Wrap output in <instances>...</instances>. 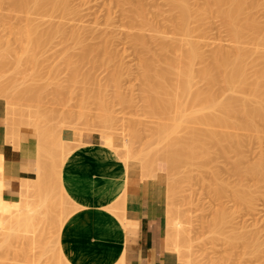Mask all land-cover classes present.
Wrapping results in <instances>:
<instances>
[{"label": "bare ground", "instance_id": "bare-ground-1", "mask_svg": "<svg viewBox=\"0 0 264 264\" xmlns=\"http://www.w3.org/2000/svg\"><path fill=\"white\" fill-rule=\"evenodd\" d=\"M9 1H10V5L12 9L14 10L13 12H17L21 14L23 13L25 15L23 18V22L19 23V25H16V26H14V24L12 25L8 23L9 20L8 21L4 20L0 23V99H4L6 102L5 104L6 105L5 106L6 108L5 122L7 121L6 141L12 144L18 138V135L20 132L22 131L31 132L33 133L35 137V140L31 141V145H32L31 148L35 150L36 157L38 156L39 151L43 150L46 146L47 137H50V136L53 137L52 133L51 135L49 134L50 136L49 135L47 136V134H48V131L50 130L49 126L52 120L54 119V115L57 114V111H55L53 107L47 108V106H50V105H47L46 107L44 106L46 105V103L44 102L46 101V99L47 100L50 99L52 104H55V103L60 104V108L62 109H61V112H58V114L62 113L61 117L63 118L64 122L68 121L67 124H69L70 121H73V122L75 121L76 123L78 121V124L81 123L83 125L85 122L88 123V121H90L91 125L84 124L85 126L83 125L84 128L82 129L80 128L81 124L79 126L78 124H75V126L77 125L79 129L73 128L74 126H71V129H70L69 128L70 126H69L68 128L70 130H73V132L70 133L71 138L74 137L75 140L80 138L81 134L78 132H74V131H77V129L79 131L81 129L82 132L84 131L83 134L89 139L91 138L92 139H95V138L102 139L101 135L103 134L100 135L99 131L103 130V128L101 127V130H100L99 127L106 126V128L112 129L111 127L114 124V120H113L114 118H112V111L110 108L111 107L110 105H112L111 103H113L114 100L116 99L119 104H122L124 106H131L133 104V100L129 98V96L127 97L121 92L120 79H121L122 73H121V69L119 66H116L115 68L113 67L114 68L113 71L111 70L112 72L106 77L107 79H105V82H102L101 80L102 83H100L99 80H97V77L94 75V71L91 70V69L95 70V68H97L98 66H103V65H105V68H107L106 66L109 65L110 61L108 62L107 61L108 59L105 61V59L106 57H108L107 54H109V49L107 50L106 47H102V48L100 47L96 48V46L94 48L92 46L90 47L89 46L90 44H87L89 41L85 37L82 36L84 34V32L81 33L80 31L82 27H80L81 29L74 28L66 32L65 28L60 24L58 25L55 24V26L51 25L49 26V28H47L48 26L46 27V25L41 23V25H44L46 27V28L44 27L43 29H41L42 26L40 25L39 23L40 21L38 19L36 20L26 15V14H31V13H37V14H43L44 16H49L48 13L52 14L54 12L55 13L59 12L58 14H60L61 16H66L69 14L68 13L69 0H9ZM165 1L169 6V9H170L169 13L170 12L171 14L173 13V15L170 14V16L173 17L171 20L174 21V27L176 28L178 32L182 34H184L185 32H190L189 25L191 22L201 23L202 21L203 22L206 21V19L215 17V18H219V20L222 22L224 27L231 33V36H233V38L235 39V42L240 43L241 41L248 40L250 44H253L256 47L264 46V32H262L259 22L257 21L256 18H254V16L251 13L252 9H254L258 4L261 3L260 0H257V1L255 0H204V2H201V4L199 3L196 7L190 6L188 0H165ZM129 2L130 0H122V3H125L126 5L128 4L130 6L128 8H129V13L131 15L128 13V11H126V13L130 15L129 17L131 20L130 22L132 23L131 29L136 28V27L141 29V31L142 30L152 31V29H155L156 27L154 26V23H152L151 20L148 19L149 16H147L148 13L146 12V8H144V6L140 4L131 5L129 4ZM161 12L162 11L160 10L158 11V13H161ZM166 12L168 13V11ZM84 28L85 27H83V29ZM159 33H162V32L159 31ZM59 34L64 39L65 48H67L63 51V55L66 56V58L62 57L64 60L66 59V63L61 62V61L60 62L66 65L68 64V66L70 67L69 70L71 71V72L68 71L71 74H68L63 81L59 79L58 77L59 75L58 76L55 75L56 73L55 70H58V68L55 65L48 66L49 69H50V66L55 68V70L52 69L54 70L55 73H53L52 76L50 74H49L50 76H45L46 72H45V75H44V72L43 74L41 72L43 70H39L40 73L38 72V69L40 68V65H42L43 60H40L41 64L40 62L39 64L37 62L39 58L44 57L43 59H45V56L41 57V55L44 53L43 48L47 46L48 44H50L56 38L57 35H58L57 37H59ZM162 36L163 34L161 35L159 34V36L156 35L150 38L152 44L154 43V45L158 46V52H155V51L153 52L149 48L150 41L148 40L150 39H145L146 38L145 36L140 35V34L139 35L134 34L133 36H130V42L133 43L134 46H138L142 48V51L144 53L142 55L143 57L141 56V61H139L141 63V71H139L140 72L139 78H141V90H140L141 97H142L141 102L143 103V105L142 104L141 105L142 107H144L149 117L153 119L151 121L152 123H155V121H158V123L161 122L164 125H160L161 123L159 125L165 128L164 130L159 132L160 133L159 135H157V133L160 129L158 131L157 130L155 131L156 135H154L155 132L153 134V137L157 136L155 138L154 144L158 146L160 150V154H158V157L162 159V162H159L157 164L158 169L165 170L166 168L167 175H170V174L172 175L175 173V176L176 174L178 176V174H181V173H178L180 171L179 169L184 164H188V162L189 164H191L190 162H192V159H194V157L198 154V152L209 156L211 149L214 150L213 148L215 147V150H216V146H218L220 148V149H217L218 154L222 151L220 154L222 155V153H224L223 151H225L224 153V156H225L227 152H230L229 150L225 148L232 144L231 143L232 140L234 141V142L232 141L234 145L233 144H232L233 146L231 145V147H234V150L232 151L235 152V149H236V153H240L239 156H237V158L238 157L241 158L240 160L244 159L243 153L239 151L238 147L242 148L246 144V143H243L245 138L246 139L249 138L246 132L248 131L253 132L256 130L258 131V128H264V53L263 55H260L261 54L260 53L258 57L255 56L252 59L250 56V52L253 50L250 48L245 49L243 47L242 48L236 47L234 50H231V51L229 50L225 51L223 50V48H218L217 50H215L213 54H211L209 58H205L204 54L202 53L201 49L198 48V46L195 45V46H191L190 48H184L183 46L188 44L189 43L188 41H185L184 39H179V40L174 39L175 41L174 40L166 41L164 40ZM83 38H85L87 42ZM11 41L13 44L17 45L18 49L12 46ZM71 45L75 46L73 47L75 49L79 46L82 47L80 48L81 52L79 53V55L78 56L75 55L76 58L75 56H73L74 59H72L73 58L72 52L73 54L75 52L74 51L71 52L73 48L69 49V46ZM99 52H103L102 55L104 56L106 54L105 58H103L101 55L103 60H100V59L98 60L97 57H99ZM85 62L86 63L90 62L91 67L89 63L87 64L90 67L89 70L91 71H89L88 69L87 70L85 69V71L82 72V69L84 70L83 65H85ZM197 62L201 66L199 65L198 69H195L197 67V66L195 67ZM46 65L48 64H45V66L43 64L44 68L47 71ZM62 65L60 64V66ZM67 67L65 66L64 68H67ZM60 69L61 68H59V70ZM250 69H253L252 71L255 72L254 76L257 77L256 78L257 80L256 82L253 81L255 82L256 86H254L253 84L254 87H252L250 86L251 83L249 84V88H248L249 91H248L247 81L249 80L248 70L250 72ZM57 72H60V71H57ZM252 77H249V78H252ZM252 80H249V82ZM197 83L200 84V88H198L197 91L193 90L194 93L190 95V89L192 88L193 85ZM219 83L222 84L221 88L219 87L220 86ZM21 85H24V86L20 88ZM50 86L54 88L55 90L54 89L51 90L52 88H50L51 91H49L48 89ZM197 87H199L198 84H197ZM197 87L195 86V88ZM109 88L114 89V91H112L114 93L112 97L115 98L113 102L112 100H110V97L107 96ZM230 91L231 93L233 94L237 93L240 96L236 95L234 97L233 95H231L233 96L231 97L227 94V92L229 93ZM185 94H189L187 95L186 99L184 98L186 97L184 96ZM225 95H226V98H225ZM227 95L230 98L227 97ZM72 100H75L79 106L78 107L77 104L74 103L77 106V108H79L77 112H75L70 107V101ZM90 106H95L96 110L98 111L94 115V117L90 116L89 114ZM64 107H67V108H64ZM196 108L198 109V113L200 111H205V110L206 111L208 110V113L205 112L206 114L205 115L203 114L201 116L189 115L193 117V119L190 120V117L188 118L187 115L188 113L190 114V112L194 113ZM183 112L184 113L187 112V113L183 115ZM185 115L187 116L186 117V119H188L187 121L192 123L194 127L193 126L189 127L188 125H187L188 127L186 126L185 124L186 122H183L184 121L183 118H185ZM61 117H60V122H62ZM90 118L94 120L93 121L94 123L92 122ZM96 122H97V125L98 123H100L99 127L97 125H96L97 127L92 126V123L95 124ZM59 125L61 124H58V126ZM86 125H87V128L90 126V129L88 128L90 131L92 128H94V130H92V133L93 131L98 129V133L100 137L98 136L94 137L86 133V132H89L88 129L87 131L85 130ZM202 125H205L208 128L203 127ZM222 126H226L225 128L229 127L231 129V134H227L228 132L226 130L225 131L223 130L226 134L222 132L223 133L222 135L221 133L220 134L218 133L217 128H215L216 131L213 128V127H222ZM201 127L207 128V129L206 130L201 129ZM106 128H104L105 130L104 132L107 137ZM211 128H213V130ZM179 132L181 135L182 134L183 135L177 137L175 134ZM59 133H60L59 141L64 144L63 142L64 140L61 137V133H62L61 129H60V132L58 131V134ZM96 133L97 132H95L94 134ZM136 134L137 133H135V136ZM150 135L152 137V134ZM103 139L105 138L103 137ZM226 140H228V142L230 141L231 144L226 146L225 145L226 143L224 142ZM103 141L107 142L105 140ZM151 141H153V139ZM68 142H71V141H68ZM51 143H53V141ZM222 143L224 144L225 147L222 145ZM241 143H243L244 145L242 144L243 146H241ZM107 144H108L107 146H109L110 149H112L111 150L112 153L110 152L108 153L104 149L99 150V153H101V157H102L101 160L104 161V160H109V158H111V163L109 165L120 166V168L122 169V175L119 177V181L116 182L112 190L108 189L107 185H103L100 188L95 189V187L97 186L95 179H92L91 178L92 176H86L85 174L87 173L89 174L90 171L88 170V168L87 169L83 168L80 171V174L84 176L83 180L85 179L88 180V183H87L88 185H86L88 189L87 195L89 196L88 203L78 205L73 200H70L67 197L66 192L64 191V187L60 183L58 191H60L61 193L59 192L58 195L62 194L65 199V202H67V204L63 202L64 204L62 206L63 208L62 210L68 211L66 210L67 209L66 207H65L66 209H64V205L66 204V206L68 205L67 207L69 208V211H68L69 213L67 212H66L67 214L64 213L60 209V204H62V202L61 203L58 202L56 204V208L54 206L52 209V212L48 214H44L43 218H40V214L38 213V210L35 209L34 211L28 212L25 215V217L22 219H18V218L14 219L13 225L7 230V232L3 233V240H2V244L0 245V252L2 254L5 252L7 253L9 251H13V246H14L13 244L19 240H22L25 244V247L27 248L29 246H32L36 242H40L42 236L49 229L58 230L59 229L58 226H60V224L65 219V217H67L68 214L73 216L76 213H79L80 211H82L84 208H90V209L95 208L98 211L97 212L98 217H101V218L105 217L107 219H111L112 221L116 222L117 226L120 229L123 227L124 204L125 203L123 204V202L121 201V197L124 196L123 199L125 198V181H126L127 175L129 174H139V175L141 174L142 176L141 172L143 170L141 169V165H139L140 166L139 169L141 171L133 170L134 168L132 169L130 165L134 167L136 166V164H139V162L142 164V162L139 159L141 158L140 157L141 154H144V153L141 151V154H140L138 150H132L129 156L123 162L118 163L116 161V158H117V155L121 151V147L113 148V146L111 147L109 143ZM71 145L70 147H72L74 144L72 146ZM82 145L84 147H88L87 145H84V144ZM73 147H72V150L74 149ZM149 147H151L150 143H149ZM49 148H47L46 151ZM155 149L156 147H154V150ZM22 150L23 152H27V150L29 149L27 147H24ZM157 150L158 149H156L153 152L151 151V152L154 153V152H157ZM159 150H158V153H159ZM60 151L64 152L65 150L64 151L60 150ZM68 151L66 150L65 152H68ZM60 153L61 152H59V154ZM149 153L150 152L148 151V154H146L147 155L146 157H148L151 154ZM59 154L57 153L58 156ZM154 154L157 155V153H154ZM68 155L69 154H67L66 157ZM82 155H79L80 160L78 162L84 161L82 159L84 155L83 156ZM216 155L212 154V156H216ZM240 155L242 156L240 157ZM38 157H40V154ZM38 157H37V160H38ZM216 157H220V156H216ZM47 158L49 157L47 156ZM49 159H47L48 161L44 160L48 162L47 165H49L50 162L52 164V160L50 159L51 160L50 161ZM57 159L59 158L57 157ZM206 159L208 160L209 158H206ZM44 161L40 162L39 164L37 163L38 165L36 164L37 171L33 179L24 180L22 182L21 180H19L21 184L20 191H23V190L27 192L31 191L37 195L38 194L45 195V196L48 195V197L51 196L49 194L54 188L53 185H56L59 182V181L55 182L57 181V179L59 180V177L56 178L54 176V173L50 174V176L53 175V177L56 178V180L54 179L55 181L53 180L56 184L52 185L51 180L53 179V177H51V180H49V177H50L49 173L50 171L53 170V167H52V170L50 169L48 170L47 165L43 163ZM59 161L63 163L64 159H62L61 161V158H60ZM238 161L239 160H236L234 162L236 164V166L234 164L235 167L233 168V170L235 169L234 170L235 175L236 174L238 176L243 175V177L244 176L247 177V175H251L257 181L264 178V164L258 165L257 163H255L254 165H251L250 167L246 169L242 167L245 169L243 170L244 172H242L241 171L242 168L240 170L241 164ZM54 162L55 161L53 159V163ZM95 162L97 163L100 161H98V159H95ZM193 162L195 163V161ZM237 162L239 163L238 165H237ZM62 163H60L61 166H62ZM150 163L151 162L149 161V164ZM1 164H2V157L0 156V168H1ZM58 168L56 167V169ZM59 172H60V169L58 170V176H59ZM107 173H110V172L107 171ZM178 177H181V176H178ZM161 178L162 177H160V179ZM173 178H175L176 180L177 177H173ZM215 178H218V174L215 175ZM11 179L13 180V177ZM176 181L178 185H180L178 182V179ZM176 181L172 180L171 183L169 182L168 184L169 187L167 189L168 190L170 189V191L165 189V192L167 193L168 191L169 197L171 198H175L174 195L179 189V188L176 189L177 187ZM181 181H182V177H181ZM160 183L161 181L159 182V184ZM51 185L53 187L52 190H51ZM223 185H226V184L223 183L221 186H218L215 188L214 193H213L215 198L219 199L223 195V192L226 191L225 186ZM77 186L78 184L75 185V188ZM157 187L158 186L156 185V188ZM1 189L2 188H0V191ZM236 193L237 194H235L236 195L235 200L236 198L240 199V196H241L240 194H245L244 196L245 199L248 198L246 195L248 194L247 192L246 193L236 192ZM113 195L114 197L111 198ZM162 195H164V193ZM1 196L2 195L0 193V197ZM98 198L100 201H97ZM241 198H243V196ZM64 199L62 200L64 201ZM58 200H61V199L59 198ZM152 200H156V192L153 193ZM240 200L244 201V199H240ZM240 200H237V201H240ZM1 202H2L1 203L2 205L3 204H6L7 206L11 205L10 200L4 197L2 198ZM171 202H173V200ZM60 210L62 211L61 213H60ZM162 210H163L164 224L166 226V235L164 237L166 240L170 241L169 243H165L166 250L169 253L170 262H173V263L175 262L176 264L177 260L175 259V256H170V250H171L170 246H172L173 244H172V239H171L172 235L168 231H170L169 228H171L172 231H174L173 229H175L176 231V228H177V225L179 224L178 222L180 219V218L178 219L177 217L180 214L179 209L176 211V208L175 209L170 208L169 211L171 213L176 215V212H178L179 214L177 213V216L173 215L172 217H169V218L165 217V213L167 211L166 206L163 207ZM220 215L221 217L223 216V214H220ZM220 215L218 218L214 216L217 219L210 223L211 226L215 228V230L216 229L220 230L222 228L221 227L222 225L225 226L226 222L225 220L223 221V218H227V215L226 217L223 216L222 219L220 218ZM71 216H69L68 219ZM66 221L67 220H65V222ZM40 223H41V226L37 227V225ZM177 230H178L177 231L178 233L176 234L177 239L181 242H186L188 238L185 237L186 238V241H185V238L183 237V235L180 234L182 233L179 231L180 229H177ZM219 232L221 233V231ZM239 238L240 236L237 239L239 240ZM54 240L57 242L56 237ZM56 242L54 243L56 244V247H57ZM59 243H60V240L58 238V245ZM183 244L186 245V243H183ZM180 247L184 248L185 246L182 245V246H179V248ZM57 248H59L58 257L60 258L63 255H61L62 253L60 254L61 252L60 246H58ZM58 252H57V255H58ZM55 254H56V251H55ZM58 257L57 259H59ZM63 259L66 264H72L71 261L67 259L66 257H64ZM54 260L52 259V261ZM60 260H58L59 261L58 263L63 264V262L62 261L60 262ZM0 264H8V263L0 259ZM111 264H123L122 250L120 251V253L117 255V257Z\"/></svg>", "mask_w": 264, "mask_h": 264}, {"label": "rangeland", "instance_id": "rangeland-1", "mask_svg": "<svg viewBox=\"0 0 264 264\" xmlns=\"http://www.w3.org/2000/svg\"><path fill=\"white\" fill-rule=\"evenodd\" d=\"M255 1H257V0H255ZM188 2H189L190 6L196 7L199 3L201 4V2H204V0H188ZM260 2H261L260 3L261 5L258 4L254 9H252L251 13L254 16V18H256L257 21L259 22V25H260L262 32H264L263 31L264 30V0L263 1L260 0ZM68 4H69V11H68L69 14L66 16H61L60 14H58L59 12L58 13L54 12L52 14L48 13L49 16H44L43 14H37V13H31V14H26V15H28L30 18H33L36 20L38 19L40 21L39 22L40 25H41V23H43L44 25H46V27L48 26L47 28H49V26H51V25L55 26V24H57V25L60 24L65 28L66 32H68L71 29L82 27V29L80 28L81 29L80 31H81V33L84 32V34L82 36L85 37L89 41L87 44H90L89 45L90 47L91 46L93 48L95 46H96V48L106 47L107 50L109 49V54H107V55L109 58L111 57L110 58L111 60L108 57H106V54H105V56L102 55L103 52H99V57L96 56L98 58V60L99 59L103 60L102 57L103 58L106 57L105 61L107 59H108L107 60L108 62L110 61L109 65L106 66L107 68H105V65H103L104 68H103V66H98L97 68H95V70L94 69H91V70L94 71V75L97 77V80H99V82L102 83V82H105V79H107L106 77L113 71V69L116 66H119L121 69V73H122V76L120 79L121 92L125 96H127V97L129 96V98H131L133 100V104L131 106H124L122 104H119L117 102V100L114 97H112L114 94L112 91H114V89L109 88L107 96L110 97V100H112V102L115 99L114 102L111 103L112 105H110L111 106L110 108L112 111V118H114L113 119L114 124L111 127L112 129L106 128V126L105 127L100 126L99 125L100 123H98V125H97L98 121L95 124H93L94 120H92V118L98 112L96 110L95 106L89 107L90 108L89 114H90V116H93L90 119L93 122L92 123L93 127H95L97 125L98 127L100 126L99 127L100 130H101V127L103 128V130H101L103 133L101 131H99V132H100V135L101 134L104 135V136L101 135V138L103 139V137H104L105 139H103V140H105L107 142H104L102 139H100L102 143H104L105 145H108L107 143H109V145L111 147L113 146V148L121 147V151L117 155V158H116V161L118 163L123 162L129 156V154L131 153L132 150H138V152H140V154H141V151L144 153V154H141V156H140L141 158L139 159L142 162V164L139 162V164H136V166H134V167L130 165V167L132 169L134 168L133 170H140L139 165H141V169L143 170L141 173L145 172L144 171L145 169L148 170L149 168L154 167L157 162H162V159L158 157V154H160V150H159L158 146L156 144H154L155 138L157 136L153 137V134L156 130L158 131L160 129L157 133V135H159L160 134L159 132H161L165 128H163V126H160V125H164L161 122L158 123V121L154 120L155 123L156 122L157 123L156 124L152 123L151 121L153 119L151 117H149V115L146 113V110L144 109V107H142L143 103L141 102L142 97H141V91H140L141 90V78H139L140 77L139 71H141V63L139 61H141V56L144 53L142 51V48H140L138 46H134L133 43L130 42V36H133L134 34L135 35L140 34V35L145 36L146 37L145 39H150L153 36H156V35L159 36V34L160 35L163 34L162 37L166 41H170V40H174V39L175 40L184 39L185 41L189 42L188 44L183 46L184 48H190L191 46L196 45V46H198V48L201 49L205 58H209L211 56V54H213L215 52V50H217L218 48H223V50H225V51L234 50L236 47H241V48L243 47L245 49L250 48L253 50L250 52V56L252 59L255 56L258 57L260 53H261L260 55H263V53H264V46L256 47L255 45L250 44L248 40L241 41L240 43L235 42V39L233 38V36H231V33L224 27V25L219 20V18H215V17H211L209 19H206V21H204V22L202 21L203 23L202 22L201 23L191 22L189 25L190 32H185V33L183 32L184 34L178 32L176 30V28L174 27V21L171 20L173 17L170 16L171 12L169 13L170 9H169V6L165 0H130V2H129V4H131V5L132 4H134V5L140 4V5L144 6V8H146V12L148 13L147 16H149L148 19L151 20V22L154 23V26L156 27L155 29H152V31H150V30H146V31L142 30L141 31V29H139L137 27L131 29L132 23L130 22L131 20L129 18L131 14L129 13V8H128L130 6L128 4L126 5L125 3H122V0H69ZM159 10L162 11L163 13L162 12L158 13ZM13 11L14 10L12 9V7L10 5V1L9 0H2L0 3V23L4 20H7V21L9 20L8 23H10L12 25L14 24V26H16V25H19V23L23 22V18H24L25 14L13 12ZM126 11H128V13L130 15L128 13H126ZM166 11H168L169 14ZM125 14H127V15H125ZM158 14H160V15H158ZM171 15H173V13ZM169 18L171 21L169 20ZM44 25H41L42 26L41 29H43L45 27ZM83 27H85L84 28L85 31H84ZM156 29H157V31L159 30L162 33H159V31L157 32ZM57 36L50 44H48L47 46H45L43 48L44 53L41 55V57L45 56V59H43L44 58L43 57V58H39V60H37L38 64H39V62L41 64L40 60H43L42 65H40V68H42V69L39 68L38 72H39V70H43V71H41L42 74L44 72V75H45V72H46L45 76H50V75L52 76L53 73H55L54 72L55 68H53L52 66L55 65L58 68V70H55L57 73V74L55 73V75L56 76L59 75L58 76L59 79L61 81H63L68 74H71L70 73L71 71L69 70L70 67L68 66V64L67 65L64 64V63H66V59L64 60L62 58V57L66 58V56L63 55V51L65 49H67V48H65L64 39L60 36V34H59V37H57ZM85 38H83V39H85ZM87 40H86V42H87ZM148 41H150L149 48L153 52L154 51L158 52V46L154 45V43L152 44L151 39ZM11 44L13 47L17 48V45L13 44L12 41H11ZM73 47H75V46L71 45V46H69V49L73 48ZM80 48H82V47L79 46L76 49L73 48L71 50V52L72 51L75 52L74 54L72 52V57L75 55L76 56L79 55V53L81 52ZM101 55H102V57H101ZM76 56H75V58H76ZM61 58H62V60H61ZM72 59H74V57ZM45 61H46V63H45ZM60 61L64 62V63H61ZM111 62H112V64H111ZM87 63H89V65H90V62H87ZM87 63L85 62V65H83L84 70L82 69V72H84L85 69L89 70V68L91 67V65L89 67ZM197 63L195 65V67L197 66L195 69H198V67L200 65L199 63L198 64ZM43 64H44V66H45V64H48V65H46L47 71L44 68ZM60 64L61 65L63 64V65L60 66ZM49 65H52V66H50V69L48 67ZM64 65L66 67L68 66L69 68L68 67L64 68L65 67ZM59 68H61V69L59 70ZM52 69H54V70H52ZM49 70H51V71H49ZM91 70H89V71H91ZM252 70L253 69H250V72L248 70V73H249L248 79L249 80L253 79V80L250 82H249V80L247 81V85H248L247 90L249 88L250 83L252 84V85L250 84V86H252V87L256 86L255 82L257 80L256 79L257 77L254 76L255 72ZM57 71H60V72H57ZM68 71H70V72H68ZM251 71L253 72V74ZM249 77H252V78H249ZM101 80H102V82H101ZM253 81H255V82H253ZM199 83H201V82H199ZM199 83H197L199 87H197V84L192 86V88L190 89V95L194 93L193 90L197 91V89L200 88ZM219 84H220L219 87L221 88L222 84L221 83H219ZM253 84H254V86H253ZM23 86L24 85H21L20 88H22ZM195 86L197 88H195ZM50 88H52V87L51 86L49 87V89H48L49 91L54 89V88H52L50 90ZM193 88H195V89H193ZM227 94L229 96L233 95L234 97L236 95L237 96L239 95L237 93L233 94V93H231V91L229 93L227 92ZM187 95H189V94L184 95V96H186V97H184L185 99L187 98ZM228 95H227V97H229ZM233 96H231V97H233ZM111 98H113V99H111ZM225 98H226V95H225ZM75 99H76V97H75ZM0 101L4 105V112H5L6 102L4 99H0ZM46 101H44L46 103V105H44V106L46 107L47 105H50V106H47V108L53 107V109L55 111H57V114L54 115V119L52 120V122L49 126L50 130L48 131V134H47V136H48L49 134L51 135V133H52L53 137H51L49 135L50 137H47V142H46L45 148L43 150L39 151L38 156L40 154V157L37 156L38 161H39L38 164L40 162L50 158L52 160L53 165L51 164V162L49 163V165H47L48 160L44 161L43 163L47 165L48 170L49 169L52 170V167H53L54 171L52 170V171H50V173L48 172L49 176H50V174L54 173V176L56 178H58L59 177L58 176V170L60 169L59 166H61L60 163H62L59 161V159L61 158V161H62V159H65L64 157H66V155L69 154V151L71 152L72 147L74 145L75 146L73 148H75L78 144H79V146L82 145V144L77 142V140L79 138L77 140H75V138L74 137L71 138V135H70V133L73 132V130H70L71 126H74L73 128H78V126L81 123L79 122L80 124H78V121H77V123L75 121L74 122L70 121V123L67 124L68 121L64 122L63 118L61 117L62 113L58 114V112H61V109H62V108H60V104H56V103L52 104L50 99H48V100L46 99ZM74 103L77 104L75 100L70 101V107L75 112H77L79 109V108H77L78 104L76 106ZM64 108H67V107H64ZM196 109H195L196 113L194 112L195 114L191 113V112H190V114L188 113L187 116H188V118L190 117V120L193 119V117H191L193 115L194 116H201L203 114L205 115L206 113H208V110L207 111L206 110L200 111L198 113V109H197V111H196ZM186 113L183 112V115ZM189 115H191V116H189ZM59 116L62 118L61 119L62 122H60ZM187 116L185 115V118H183L184 119L183 122H186L185 123L186 126L187 125L189 127L193 126L192 123L187 121L188 120V119H186ZM194 118H196V117H194ZM185 119H186V121H185ZM57 123L61 124V125L58 126ZM62 123H63V125H62ZM88 123L85 122L84 124L91 125L90 121H88ZM54 124H55V126H54ZM75 124H78V126L77 125L75 126ZM153 124H155L156 126ZM83 125L82 124L80 125L81 129L84 128L85 125L84 126ZM87 125L85 127L86 131L88 128L90 129V126L87 128ZM202 126L207 127L205 125H202ZM59 127H60L61 132H62L61 137L64 140L63 141L64 144L59 141L60 140V133L58 134V131L60 132ZM157 127H158V129H157ZM203 127H201V129L206 130L208 128V127L207 128H203ZM225 127L226 126L213 127V128L215 131H216L215 128H217V131L219 134L221 133L223 135L222 132H224L225 130L228 132L227 134H231V129L229 127H227V128H225ZM51 128H52V130H51ZM104 128L107 129L106 130L107 137L105 135ZM213 128H211V129L213 130ZM223 128H225V129H223ZM78 129H77V131H74V132H78L81 135H84L83 134L84 131L82 132L81 129L78 131ZM89 129H88L89 132H86V133H88L89 135L94 136V137H96V136L100 137V135L98 133V129H96L97 131L96 130L93 131V133H92V130H94V128H92L91 131ZM95 132H97V133L94 134ZM135 133H137L136 136H135ZM239 133H241V132H239ZM246 133L249 136V138H247V139L245 138V140L243 141V143H246V144L244 145L243 143H241V146H243V145L244 146L242 148L238 147L239 151H241L243 153L244 159L240 160L241 158H239V157L237 158V156H239L240 153H236V149H235V152L232 151V150H234V147H231V145L233 144L234 141L232 140L233 142L231 141V143H232L231 144L230 141L228 142V140H226V141H224L226 144L223 142L226 146L231 144L230 146L225 148V149L230 151V152H227V150H226V152H227L226 154L228 155V153H229L228 156L226 154L224 156L225 151H223L224 153H222V155H220L222 151L218 154L217 149H220V148L218 146H216V150H215V147L213 148L214 150L211 149L209 156L198 152L199 155L197 154L194 157V159H192V162H190L191 164H189V162H188L189 165L184 164L179 169L180 171L178 173H181V174H178V176L182 177V181H181V177H178L177 174L175 176V173L172 175L171 174L167 175L166 168L164 170V177H162L161 179H158V182L161 181V185L164 186V189H167L169 187L168 184H169V182L171 183L172 180L176 181L178 179V182L180 184V185H178V183L176 181L177 187L176 186L175 187H176V189H178V188L179 189H178V191L176 190L177 192L174 195L175 198L169 197L168 191H170V189L169 190L167 189L168 191L166 193V197H167L166 200H168L170 198L171 201L173 200V202H171L169 199L168 201H166L167 204L164 205V207L166 206V210H167L165 213L166 218H169V217H172L173 215H175L169 211L170 208H172V209L176 208V211L179 209V213H180L179 214L178 212H176V215H175V216H177V213H178L179 216H177V217H178V219L180 218L179 222H178L179 224L177 225V228H176V231H175V229H173L175 232L172 231L171 228H169V229L173 233L168 231L173 236V237L171 236L173 245L170 246V248H171L170 256H175V259L177 260V261L175 260L177 262L176 264H264V178L257 181L251 175H247V177H245V176L243 177V175H240V174H239L240 176H238L237 174L235 175V173H234L235 169L233 170V168L236 166V164L234 163L236 160H239L238 162L241 164L240 170L242 167H244L246 169V168L250 167L251 165H254L255 163H257L258 165L264 164V128H258V131L257 130L253 131V132L248 131ZM54 134H55V136H54ZM150 134H152V137ZM224 134H226V133L224 132ZM247 134H246V136H247ZM154 135H156V132ZM175 135L178 137V136H182L183 134L181 135L179 132V133H176ZM152 139H153V141H151ZM52 141H53V143H51ZM68 141H71V142H68ZM68 143H70V144H68ZM149 143H150L151 147H149ZM223 143H222V145L224 146ZM71 144L72 145L74 144V145L72 146ZM70 145L72 147H70ZM153 146L159 150V153H158V150H157V152H154V153H157V155L152 153L153 151L156 150V149L154 150ZM54 147H55V149H54ZM66 147H68V148H66ZM82 147H84V146L82 145ZM47 148H49V149L46 151ZM240 148H241V150H240ZM101 149L102 148H100L99 150H101ZM60 150H63V151L69 150V151L68 152H65V151L62 152ZM148 151L151 153V154L149 153L150 157L149 156L146 157L147 156L146 154H148ZM59 152H61V153L59 154ZM214 152H215V154H214ZM47 153H49V154H47ZM51 153H53V154H51ZM57 153L59 154V156L57 155ZM62 153L64 155L65 154L66 155L64 156ZM216 153H217V155H216ZM212 154L216 155V156H220V157L212 156ZM52 155H54V156H52ZM47 156L49 158H47ZM241 156L242 155H240V157ZM53 157H55V158H53ZM57 157L59 159H57ZM200 157L202 160L200 159ZM205 157L209 158V159L207 160ZM155 158H156V160H155ZM39 159L42 161H40ZM53 159L55 161L54 162L55 164L53 163ZM56 159L58 160V162ZM74 160L79 161L80 160L79 156H76V157L74 156ZM149 161L151 162L150 164H149ZM193 161H195V163ZM238 162H237V165L239 164ZM201 163L203 166L201 165ZM192 164H193V166H192ZM234 164H235V166H234ZM55 166L57 168L58 167L59 168L56 169ZM143 166L145 167V169ZM199 166H201V167H199ZM1 168H2V166H1ZM244 168H242V170H241L242 172H244L243 171V170H245ZM1 170H0V188H1ZM216 172L218 174V178H215V175H217ZM144 176L145 175H142V177H144ZM249 176H251V177H249ZM51 177H53V175L49 177V180H51ZM55 177H53V179L51 180L52 185L56 184L55 182L59 181L58 179H57V181H55L56 180ZM173 177H177L176 180ZM150 179L152 180V182H154L153 177H150ZM173 183H175V182H173ZM223 183L226 184V185H223V186H225L226 191L224 190L225 192H223V195L219 199L215 198L214 194H213L215 188L218 186H221ZM59 184H60V182H58L56 185H53V187L55 189L51 185V190H52V188H53V190L51 191L52 193L50 192L49 195H51V196H49V197H48V195L47 196L39 195V194L37 195L31 191H28V192L24 191V190L20 191L18 197L15 200H10L11 205H9V206H7L6 204L2 205L1 201H2L3 197L2 196L0 197L1 198V200H0V205H1L0 206V245L2 244L3 233L7 232V230L13 225L14 219H16V218L22 219L25 217V215L28 212L34 211L35 209L38 210V213L40 214V218H43L44 214H48V213L52 212V209L54 206L56 208V204L58 202H60V203L62 202V204H60V209L61 210L63 209L62 208L63 204L64 203L67 204V202H65V199H64L62 194L58 195V193L60 192V191H58L59 190ZM236 192H239V193H242V192L246 193L247 192L248 194H246V195L248 198L245 199V197H244L245 194H240L241 195L240 199H244V201H241L239 198L238 199L236 198V200H235V196H236L235 194H237ZM0 193H1V191H0ZM239 193H238V195H239ZM1 195H2V193H1ZM242 196H243V198H241ZM123 197L124 196L121 197V201L124 204L125 198L123 199ZM59 198L61 200H58ZM62 199H64V201ZM237 200H240L241 202L237 201ZM152 203L155 204V200H152ZM172 203H173V205H172ZM66 204L64 205V209L67 208L66 210L69 211V208L67 207L68 205L66 206ZM61 210H60V213L63 211V210L62 211ZM68 211L64 210L63 212L69 213ZM220 212H222V213H220ZM220 214H223L224 217H226V215H227V218H223V216L221 217ZM219 215H220V218L221 219L223 218V221L225 220L226 223H225V226H223V225L221 226L222 230L221 229L215 230V228L212 227L210 223L212 221L216 220L219 217ZM69 216H71V215L68 214L67 217H65V219L62 221L60 226H58L59 232H58V230H55V229H49L42 236L40 242H36L32 246H29L28 248L25 247V244L22 240L16 241L13 244L14 245L13 251H9L7 253L5 252L3 254L0 252V259L2 261L7 262L8 264H59L58 260H60V258H61L60 262L62 261L63 264H66L64 259H63L64 258L63 256H61L60 258L58 257L59 256V252H58L59 248H57V247L59 246L58 245V238L60 236V230L62 229L65 220H68ZM214 216L217 218H215ZM40 226H41V223L37 225V227H40ZM177 229H180L179 231L182 232L180 234L183 235L184 238L185 237L188 238L187 241L185 238L186 242H181L177 239V235H176L178 233ZM219 231H221V233ZM173 234L176 236H174ZM211 235H212V237H211ZM235 236L237 238L240 236L239 240ZM55 237H56L57 242L54 240ZM174 237H175V239H174ZM230 237H232V238H230ZM233 237H235V238H233ZM226 238H227V240H226ZM176 241H178V242H176ZM54 242L57 243V247H56V244ZM169 242L170 241L165 239V243H169ZM234 242H236V243H234ZM174 243L176 246L174 245ZM183 243H186L187 246L184 245ZM182 245L185 247L179 248V246H182ZM188 247H189V249H188ZM254 247H255V249H254ZM55 251H56V254H55ZM60 251H61V248H60ZM57 252H58V255H57ZM61 253H62V251L60 252V254ZM61 255H63V254H61ZM57 257L59 259H57ZM52 259L53 260L55 259V260L52 261ZM60 264H62V263H60Z\"/></svg>", "mask_w": 264, "mask_h": 264}, {"label": "crops", "instance_id": "crops-1", "mask_svg": "<svg viewBox=\"0 0 264 264\" xmlns=\"http://www.w3.org/2000/svg\"><path fill=\"white\" fill-rule=\"evenodd\" d=\"M5 119L4 105L0 101L1 193L4 198L15 200L20 191L19 180L22 182L35 177L38 160L35 150L31 148V141L35 140L33 133L22 131L10 144L6 141ZM77 142L89 147L78 145L71 150L60 167L59 182L64 187L67 197L82 205L89 200L86 186L88 180H83L84 176L80 174L83 168L90 171L89 174H85L86 176L95 179L97 185L95 189L107 185L110 190L119 181L122 169L120 166L109 165L111 158L101 160L99 149L102 148L108 153H112V149L100 139H89L81 135ZM24 147L29 150L23 152ZM79 155L83 156V162L74 160V156ZM95 159L100 162L96 163ZM158 163L148 170L145 169L142 173L145 178L139 174L127 175L124 221L121 229L115 221L98 217L95 208H84L71 216L60 230L59 246L63 256L72 264H111L122 250L123 264H175L170 262L165 245L166 226L162 209L166 204V192L164 186L158 182V179L164 176V170L157 167ZM150 177H153L154 182ZM154 184L158 187L156 188ZM152 192H156L155 204L152 203ZM113 197L114 195L111 198ZM97 201H100L99 198Z\"/></svg>", "mask_w": 264, "mask_h": 264}]
</instances>
